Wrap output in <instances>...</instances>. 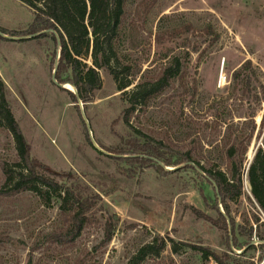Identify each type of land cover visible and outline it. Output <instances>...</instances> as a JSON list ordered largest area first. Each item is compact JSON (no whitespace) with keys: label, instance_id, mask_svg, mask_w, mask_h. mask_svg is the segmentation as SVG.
<instances>
[{"label":"rangeland","instance_id":"obj_1","mask_svg":"<svg viewBox=\"0 0 264 264\" xmlns=\"http://www.w3.org/2000/svg\"><path fill=\"white\" fill-rule=\"evenodd\" d=\"M33 18L18 0H0V28L22 32ZM187 26L191 27L188 32ZM209 27L219 36L216 42L205 31ZM121 28L125 35L115 42L117 54L135 78L126 89L128 94L145 78L157 76L156 70L165 62L160 56L167 50L182 62L184 50L190 52L186 79L190 86H197L195 99L173 95L176 83L134 113L131 124L143 134L181 149L191 139L200 140L202 151H206L224 134V128H219L218 136L204 127L212 120L209 105L215 100L226 102L238 116L254 113L258 127L263 114L260 107L264 109V103L256 99L264 95V0H130ZM42 34H5L17 39H0V84L5 102L30 146L31 157L45 165L64 188L79 184L88 193L99 195L102 207L89 215V222L72 244L61 245L49 239L51 233L62 229L61 199L46 188L48 201L34 192L2 190L6 181L3 165L8 164L14 172L20 169L15 167L19 162L15 142L1 124L0 264H129L139 248L157 236L166 246L143 264H217L202 258L196 246L209 247L218 255L241 256L246 248L238 250L231 245L230 251L227 249V239L230 237L231 244L233 240L229 225L226 237L196 213L217 218L199 193V186L204 187L214 202L212 187L200 182L196 172L180 165L170 167L176 169L165 176L154 168L139 169L133 178L121 173L120 168L127 166L115 159L129 156L113 151L121 148L131 133L122 119L126 96L118 91L113 77L102 70V88L93 101L73 103L67 89L53 82L59 47L51 34L40 37ZM247 60L251 62L247 73L251 74L253 90L242 97L234 89L232 75ZM189 133L191 137L187 138ZM257 135L255 132L246 154V168L261 145L263 135ZM221 147L219 143L218 149ZM246 186L244 183V193L248 194ZM218 209L224 213L221 205ZM230 209L227 220L229 224L232 219L239 227L237 239L255 246L246 258L264 264V241L257 237L264 235V230L253 223L254 210L246 197L237 205L230 204ZM244 215L250 219L249 224ZM109 227L114 230L113 236L104 244ZM169 239L178 246V253H173Z\"/></svg>","mask_w":264,"mask_h":264},{"label":"trees","instance_id":"obj_2","mask_svg":"<svg viewBox=\"0 0 264 264\" xmlns=\"http://www.w3.org/2000/svg\"><path fill=\"white\" fill-rule=\"evenodd\" d=\"M25 5L33 14V22L22 32H10L0 28V33L19 35L21 37L35 36L43 32L44 37L51 34L55 46L59 47V58L57 60L56 75L57 82L61 85L69 84L74 91H68L73 103L77 105L79 101L83 103L92 102L95 94L102 88L101 71L109 73L117 83L118 91H123L126 96L127 107L123 111V122L131 130L123 146L114 154L129 156L115 159L125 162L127 168L121 169L128 178H133L136 171L141 169L154 168L160 175H170L173 172L166 168L184 165V168L196 172L200 182H205L212 187L214 202L205 193L204 187L199 186V193L206 206L217 213L215 220L205 216L196 210V213L203 219L210 222L214 227L222 230L226 237L228 225L231 227L232 244L227 239V249L230 247L242 250L237 258L229 256L227 253L216 254L209 247L196 246L202 258L213 259L217 264H254L246 258V254L255 249L250 243L240 242L236 233L239 227L235 226L231 219L228 224V215L231 213L230 204L237 205L243 196L246 197L254 213L252 221L257 228L264 230V109L261 121L257 127L255 114H245L238 116L236 110L230 109L223 100H215L209 105L213 111L212 120L204 123V127L220 135L219 128H224V134L211 148L202 151L201 141L191 139L181 149L176 144L165 142L143 134L131 124V118L139 109L146 108L153 99L162 96L164 92L178 84L176 93L180 98L191 97L195 99L197 86H190L187 82V62L190 52L184 50L182 57L171 55L167 50L160 56L164 64L160 65L157 76L154 79L145 78L134 86L128 94L127 88L133 84V73L129 66H124L120 62L117 54L115 42L124 36L121 28L122 18L125 15V7L130 0H18ZM164 20L162 16L158 23ZM191 27L187 26L188 32ZM211 35L212 41L216 42L218 34L213 32L211 27L205 30ZM48 33V34H47ZM0 39H4L0 36ZM56 55H54L53 65ZM251 62L247 60L240 68L233 72L232 78L234 89L240 91L242 97L251 94L252 77ZM141 80V79H140ZM125 90V91H124ZM0 125L4 124L9 134L13 138L16 146L19 162L15 165L20 170L14 172L8 164L3 165L5 184L2 187L4 192L19 194L22 192H34L43 196L48 201L49 196L43 189L49 192L58 193L61 199L62 229L49 235V239L61 245L72 244L83 231L89 222V215L100 206L101 198L97 194H90L79 184H72L69 188L59 183L47 167L30 155V146L20 130L18 122L12 115L3 95V86L0 84ZM258 101L264 103V95ZM236 118L239 120L236 121ZM184 126V124H180ZM255 132L262 136L261 145L258 146L253 155L248 168L246 165V154L252 142ZM191 134L187 135L190 138ZM219 141V142H218ZM222 147L218 149V144ZM213 145V146H212ZM250 185V195L244 193V177ZM2 191V192H3ZM63 193V195H62ZM224 208V213H220L218 206ZM245 222L249 224L250 219L244 215ZM250 226V225H249ZM248 236L253 235V228L250 227ZM113 228L106 231L104 244L108 243L113 236ZM240 234V233H239ZM242 237L245 234L241 231ZM251 235V236H250ZM260 241H264V235H258ZM173 253H178V246L172 239ZM159 242V246L155 243ZM186 245V244H185ZM164 239L155 237L152 243H147L139 248L129 261V264H143L150 255H159L165 248ZM264 246H261V249Z\"/></svg>","mask_w":264,"mask_h":264},{"label":"water","instance_id":"obj_3","mask_svg":"<svg viewBox=\"0 0 264 264\" xmlns=\"http://www.w3.org/2000/svg\"><path fill=\"white\" fill-rule=\"evenodd\" d=\"M0 36L2 37V38H5V39H17V38H15V37H10V36H7V35H5V34H3V33H0ZM23 39H30V37H28V38H23ZM58 58H59V54H58ZM56 66H57V62H56V65H55V69H54V71H53V82L56 84V85H58L60 88H63V89H67V90H70V91H73L72 89H68V88H65L64 87V85H61V84H59L58 82H57V80H56V78H55V75H56ZM71 86V85H70ZM72 87V86H71ZM253 155H254V153H253ZM253 155H252V158H253ZM252 158H250V161H252ZM251 163V162H250ZM250 165V164H249ZM249 165H248V167H249ZM168 171H173V170H175L176 168H166ZM246 184H248V181H247V183Z\"/></svg>","mask_w":264,"mask_h":264},{"label":"bare ground","instance_id":"obj_4","mask_svg":"<svg viewBox=\"0 0 264 264\" xmlns=\"http://www.w3.org/2000/svg\"><path fill=\"white\" fill-rule=\"evenodd\" d=\"M65 88H68V89H72L73 87H71L69 84H66L64 85ZM251 158V157H250Z\"/></svg>","mask_w":264,"mask_h":264},{"label":"crops","instance_id":"obj_5","mask_svg":"<svg viewBox=\"0 0 264 264\" xmlns=\"http://www.w3.org/2000/svg\"><path fill=\"white\" fill-rule=\"evenodd\" d=\"M247 185H248V186H246L247 189H248L247 191H248V194L250 195V193H251V192H250V185H249V183H248Z\"/></svg>","mask_w":264,"mask_h":264},{"label":"built area","instance_id":"obj_6","mask_svg":"<svg viewBox=\"0 0 264 264\" xmlns=\"http://www.w3.org/2000/svg\"><path fill=\"white\" fill-rule=\"evenodd\" d=\"M244 183L245 184L247 183V177L246 176L244 177Z\"/></svg>","mask_w":264,"mask_h":264}]
</instances>
